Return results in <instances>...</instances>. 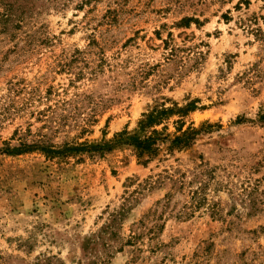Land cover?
Instances as JSON below:
<instances>
[{
    "label": "rangeland",
    "instance_id": "obj_1",
    "mask_svg": "<svg viewBox=\"0 0 264 264\" xmlns=\"http://www.w3.org/2000/svg\"><path fill=\"white\" fill-rule=\"evenodd\" d=\"M193 102L190 149L147 165L80 149ZM194 191L207 202L183 216ZM0 264H264V0L16 5L0 28Z\"/></svg>",
    "mask_w": 264,
    "mask_h": 264
},
{
    "label": "trees",
    "instance_id": "obj_2",
    "mask_svg": "<svg viewBox=\"0 0 264 264\" xmlns=\"http://www.w3.org/2000/svg\"><path fill=\"white\" fill-rule=\"evenodd\" d=\"M24 2L26 0H0V28L13 16V8L19 3ZM1 9H3V12H1ZM195 105L193 102L184 108H180L176 103H172L170 107L164 104L156 106L143 115L135 129L131 131L124 129L115 134L112 139H103L100 142L85 144L80 149L86 148V153L91 154V156L102 157L114 149L127 148L133 152L137 160L143 165L156 160L163 151L172 154L175 151L180 152L190 149L195 144L196 137L202 129L195 128L194 124L187 125L186 123L189 113L196 109ZM175 118L176 120H174ZM172 120L174 121L172 122ZM170 124L173 126V131H170ZM25 149H27L25 146L9 149L6 150V154H22L27 152ZM68 149L72 152L76 151L77 148ZM52 153L55 154L54 152ZM181 184L184 185L183 182ZM201 190L203 189L201 188ZM205 202H207V198L206 196L202 197V191H194L192 203L184 212L186 215H182H191L196 209L205 206ZM126 209V204H124L120 210L111 213V221L122 220Z\"/></svg>",
    "mask_w": 264,
    "mask_h": 264
}]
</instances>
